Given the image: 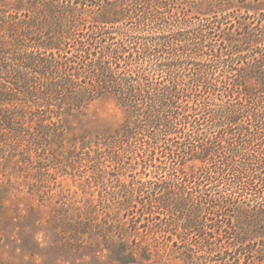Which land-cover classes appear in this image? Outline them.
Instances as JSON below:
<instances>
[{
  "label": "trees",
  "instance_id": "1",
  "mask_svg": "<svg viewBox=\"0 0 264 264\" xmlns=\"http://www.w3.org/2000/svg\"><path fill=\"white\" fill-rule=\"evenodd\" d=\"M177 2L187 10H195L193 15L199 24L187 30L188 34L179 31L185 13L168 16ZM218 3L219 0H0V152L7 151L13 139L31 143L60 136L62 129L52 121L55 108L71 114L93 100L110 97L126 114L120 132L109 143L115 149L114 163L122 164L123 158L129 156L147 175L151 168L164 170L163 161L174 162L179 124L182 138L187 141L179 144L182 164L149 188L160 189L163 194L148 195L149 204L155 203L177 218L168 217L165 225L156 227L174 226L181 242V236L195 231L197 250L183 251L184 261L205 264V253H211L215 245L221 247L220 238L232 229L233 225L221 220L225 215L239 225L230 233V249L248 247L243 257L238 256V261L230 264H264V250L250 247L264 239V214H260L264 207L254 209L235 202L243 190H257L264 201V147L256 146L264 141V26L260 21L253 27H242L241 22L236 26V22H228L215 10ZM134 13H139L134 22L140 29L152 33V28L162 22V29L174 34L164 43V66L171 74L164 84L158 78H144L148 76L144 74L146 70L155 69L147 58L151 46L157 45L156 38L147 39L142 49L134 52L128 51L124 40L113 42V25L124 21L122 28L132 31L124 27ZM215 33L218 38H214ZM70 41L75 42L73 50ZM191 61L196 62L192 68L183 67ZM2 80L13 87L5 86ZM21 97L28 101L20 102ZM192 97L196 100L191 101ZM202 120L207 123L205 129L200 128ZM141 139L145 144L138 146ZM161 142L164 144L159 153ZM1 158L0 165L8 169L2 170L7 183L18 178L19 162L34 169L29 159L15 164L13 155ZM230 173L235 182L232 188L217 194L207 187L219 180L225 183ZM138 183L143 188L148 181ZM0 214V230L8 235L6 221H11L12 216L3 202ZM152 214L148 212V216ZM211 216L216 219L211 218L212 227L205 230L204 222ZM131 223L98 222L96 218L70 220L56 224L54 245L39 248V243L31 241L30 248L29 241L26 244L21 238L7 242L20 251L15 256L21 257L20 264L30 263L24 261L26 253L32 261L40 259L37 264H64L69 260L66 252L73 250V245L77 247L74 256L77 252L81 256L91 253L90 262L97 261L98 254L107 250L104 260L108 264H136L138 260H149L150 252L149 244L136 239L134 216ZM217 231H221L219 236L213 235ZM50 247H57L62 254L48 260L46 252L53 250Z\"/></svg>",
  "mask_w": 264,
  "mask_h": 264
},
{
  "label": "rangeland",
  "instance_id": "2",
  "mask_svg": "<svg viewBox=\"0 0 264 264\" xmlns=\"http://www.w3.org/2000/svg\"><path fill=\"white\" fill-rule=\"evenodd\" d=\"M192 1V0H191ZM216 6L218 13L226 16L228 22H241L242 27L245 24H250L251 27L259 24V21L264 26V0H219ZM187 6L177 2L174 5L169 15H180L185 13L184 25L179 28L181 34L186 33L187 30L198 25V19L194 17L195 10H187ZM212 15V14H211ZM139 17V13L132 14V19L126 24L124 28H130L132 31H125L123 22H118L113 25L111 31L114 34V44L120 41H126L128 51H140L145 41L150 38H156L157 45L151 46L150 55L147 58L148 64H155V69H148L145 71L144 78L154 81L158 78L164 84L170 79L171 74L166 73V66H164L165 58L163 52L165 51L164 43L171 40L173 32L161 27L162 22L156 24L152 28V33L140 29L134 22ZM170 18L168 21H171ZM173 21V20H172ZM125 23V22H124ZM183 27V29H182ZM214 38H218L215 33ZM165 37V38H164ZM160 38L161 40H158ZM154 41L150 42L152 44ZM75 42L70 41V49L73 50ZM67 56H70L68 53ZM181 56H186L181 54ZM196 64L195 61L182 64L183 67L192 68ZM193 71V69H191ZM175 74L179 72L175 71ZM5 86L13 87L7 81L2 80ZM13 93H18L14 90ZM20 102L28 101L22 99ZM196 98L192 97L191 101ZM61 103V102H60ZM202 112L198 116L202 118ZM126 119L125 111L110 97H101L93 100L83 106L78 111H73L71 114L67 111L55 108V115H52V121L56 122V126L61 128L60 136H49L43 139H36L31 143L26 140H15L9 142L7 151L0 152V156L8 158L15 156L12 160L15 164L20 159H29L33 161V167L25 168V165H20V170L16 176L18 178L9 181L4 179L2 170H8L4 165H0V202H3L8 207V213L12 216V220L6 221V231L8 235L2 233L0 230V264H20L21 257L16 258L19 254L18 249H12V244L9 241L21 238L26 244L31 247V241L39 243L40 246L49 245V243L56 242V235L58 230H54L56 224L70 220L86 221V218H96L98 222L104 220L108 223H126L132 225L131 220L133 216L137 220L136 239L138 241L149 244L150 259L138 260L136 264H187L184 261L183 251L187 248H194L199 240L195 235V231L190 232L189 236H181L182 242L177 236V231L174 226L166 225L163 229L156 227L157 225H165L168 217L171 216L165 209L161 208L155 203L148 202V195L160 196L162 191L160 189L149 190L160 180L167 178L168 173L172 168H177L182 164L183 151L179 150V144H186L181 134V128L177 124V139L173 149H176L172 155L173 161H163L161 165L163 169L151 168L150 172L145 175L141 165L125 156L122 164L114 163V150L110 148L109 143L113 135L120 132ZM200 128L205 129L206 121H201ZM179 123V122H178ZM192 128V127H191ZM26 139V138H25ZM144 140L137 142L138 146L144 145ZM263 141V140H259ZM264 142V141H263ZM257 143L259 149L264 147V143ZM164 142L158 145L159 153L163 148ZM259 145V146H258ZM36 150V151H35ZM3 154V155H2ZM3 159H0V162ZM36 169V170H35ZM10 171V170H9ZM8 173V171H7ZM3 173V174H7ZM148 181V184L139 188L138 183ZM222 183L220 180L217 184L208 185L212 192L221 194L223 190L232 188L234 182L233 175L230 173L227 180ZM229 184V185H227ZM238 187V184L236 185ZM141 189V190H139ZM264 190V189H262ZM210 192V190H208ZM257 190H243L242 196L235 202L240 205H250L254 209L264 207V201L261 198L262 193ZM264 194V192H263ZM233 203V202H232ZM231 210V209H230ZM153 214L148 216V212ZM228 211V210H227ZM232 214V212H229ZM260 214H264L260 210ZM1 216V214H0ZM205 218V215H202ZM151 218H153L151 220ZM177 218V216L175 217ZM204 222L205 230L212 227L213 221L210 219ZM221 220L224 223L233 225L232 229L227 234L220 238L221 247H212L211 253H205L203 263L205 264H224L225 262L234 263L238 261V256L243 257L247 248L239 247L237 250H231L228 242L231 240L230 233H234L235 229L239 227L237 223L231 222L228 217L223 215ZM2 220L0 219V225ZM205 224L206 227H205ZM4 226V225H3ZM202 227V226H201ZM221 231H217L218 235ZM219 236V235H218ZM4 241L6 242L3 245ZM46 242V243H45ZM254 249L264 250V239L255 242ZM101 245V244H100ZM186 246V247H184ZM103 246H100V248ZM53 250L46 252V258L50 260L52 257L60 256L57 247H50ZM76 245L72 246L73 250H68V262L64 264H108L104 260V256L108 254L104 250L98 254L100 258L97 261L90 262L91 253L84 256H74ZM30 250V249H28ZM236 251V252H235ZM24 257V261H29L28 264H37L40 262L38 258L32 261L28 253ZM197 255H201L197 253ZM258 259L259 257L254 256ZM233 259V260H232ZM232 260V261H231ZM200 262V260H199ZM52 262L49 261L48 264Z\"/></svg>",
  "mask_w": 264,
  "mask_h": 264
}]
</instances>
